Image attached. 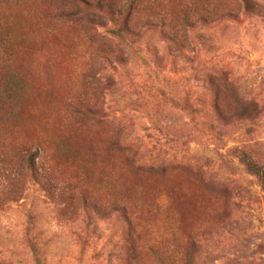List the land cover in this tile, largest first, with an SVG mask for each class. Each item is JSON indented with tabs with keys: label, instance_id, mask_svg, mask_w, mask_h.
Returning a JSON list of instances; mask_svg holds the SVG:
<instances>
[{
	"label": "rangeland",
	"instance_id": "374dc122",
	"mask_svg": "<svg viewBox=\"0 0 264 264\" xmlns=\"http://www.w3.org/2000/svg\"><path fill=\"white\" fill-rule=\"evenodd\" d=\"M207 1L211 50L141 25L140 56L104 16L103 58L72 3L0 0L1 264L32 238L44 264H264V0Z\"/></svg>",
	"mask_w": 264,
	"mask_h": 264
},
{
	"label": "trees",
	"instance_id": "16d2710c",
	"mask_svg": "<svg viewBox=\"0 0 264 264\" xmlns=\"http://www.w3.org/2000/svg\"><path fill=\"white\" fill-rule=\"evenodd\" d=\"M67 3L73 4V9L59 8L57 10L58 16L69 18L71 21H75L76 28L81 30L80 38L87 37L94 49L91 50L92 57H103L111 54L117 56L118 53L114 52L107 45L99 44L101 35L96 32L97 26H104V16L107 17L113 24V28L110 32L123 44L128 47L134 46L135 53L140 55L138 48L136 47L133 38H131L141 25L146 28L165 30L170 39L173 41H180L184 44L186 41L185 28H190L194 34L195 40L202 45L206 50H211L209 42L211 40L210 34L202 27L199 26L204 22L205 11L200 12L197 8L198 4H204L205 6L209 1L207 0H188L186 7L180 9L179 13L175 15L176 21H172L174 14L169 9L170 1L166 0H119L118 3L114 4L111 0H65ZM162 2L164 4L165 13L160 12L156 4ZM177 3L179 1H176ZM200 21V24H197ZM88 36H87V35ZM177 45V46H183ZM89 46V45H88ZM90 47V46H89ZM178 49V48H176ZM141 56V55H140ZM142 58V57H141ZM144 62V60L142 59ZM146 63V61L144 62ZM83 73V79L90 81L93 86V80L95 76L87 71ZM93 88V87H92ZM94 90V89H93ZM95 92V99H85L84 97L79 98L82 102H93L90 105H99L100 102V91ZM72 105V104H70ZM75 105V104H73ZM91 115H97L96 110L88 111ZM33 154L28 158L31 161ZM259 178L264 185V172H259ZM31 251H33L34 258L37 264H44L40 256V248L37 245L35 239L30 241ZM1 264V263H0Z\"/></svg>",
	"mask_w": 264,
	"mask_h": 264
}]
</instances>
